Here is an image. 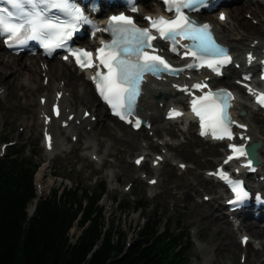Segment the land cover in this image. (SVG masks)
<instances>
[{
	"label": "rangeland",
	"instance_id": "1",
	"mask_svg": "<svg viewBox=\"0 0 264 264\" xmlns=\"http://www.w3.org/2000/svg\"><path fill=\"white\" fill-rule=\"evenodd\" d=\"M248 1L257 5L259 0ZM243 2V0H233L222 7L229 8ZM258 5L262 6V4ZM219 10L210 14L215 17ZM243 19L253 26L260 25L258 18H252L249 12H244ZM262 19L264 20V14L261 16ZM225 27L233 34L238 33L236 36L240 37L241 30L237 28L232 19H227ZM249 40L245 39L242 42L246 45ZM256 40L258 39H253L254 42ZM237 45L244 46L241 42ZM0 53L5 57L10 54L1 47ZM26 57L23 56V58ZM238 63L240 64V61ZM230 67L232 68L234 65L231 64ZM9 71V69L6 70V79L14 82L15 86H19L21 77L10 78L12 72ZM235 78L239 79L238 75L230 79L223 77L216 80L227 86L229 81L235 85ZM1 89L2 85L0 84V156L11 148L21 147L24 155L32 158V162L37 165L33 175L36 191L37 170L47 159L49 149L48 146L44 147L43 131L39 125L42 118L37 116L35 93H31V89L26 87L25 91L19 87L13 89L12 86L10 88L6 86L3 92ZM74 92L75 98L82 102L79 87L74 88ZM236 98L251 105V98L245 94L243 88L240 91L236 88ZM151 99L162 102L165 100L159 91L151 95ZM96 104V102L86 103L83 101L77 106L79 115H83L81 111L84 108L91 114H95L94 108L98 107ZM138 109L142 108L139 106ZM241 110L244 109H237V112L239 113ZM94 116L96 124L90 131L87 129L72 134L61 128L62 134L59 137L61 144L55 146L56 149L49 161L48 174L45 176L51 181V184L42 196H46L51 188L61 189L64 185L69 188L76 184H82L89 189H99L98 183L104 181L106 191L100 204L106 226L116 229L113 235L115 242L119 241L121 237H124L127 244L133 242L136 239L139 226L159 218L161 227L168 224L173 232L190 235L188 264H229V261L232 260L235 264H242L243 256L238 247H245V245L239 242L240 233L236 228L237 222L227 216L222 218L223 221L227 220L231 228L234 229L232 236L237 244L235 249L229 245L230 239L222 240L221 248H218L221 236L217 233L214 234L213 227L208 229L202 220L209 204L213 205V217L224 215L223 213L227 210L223 204L224 187L217 180H209L208 183L199 181V184L193 180L194 174L198 173L204 177V175H208L205 173L206 171L213 170L215 164L222 158L223 144L202 140L197 135L194 124H190L185 119L171 124L175 132L173 135L169 133L164 135L163 130L159 136L154 135L147 127L145 129L143 127L141 135L145 137L146 142V149L143 151L147 155L146 165L153 170V167H157L156 172L160 174L158 182L151 185L145 177H139V174H144L145 168L141 164L134 163L133 158L138 155L139 149L136 145L130 144L125 135V124L117 122L108 114L103 120H98L96 114ZM239 118H244L249 124V128L255 130L257 140L264 138L263 110L252 108L250 112L245 111V114ZM165 127V130H169L170 123H167ZM190 127L191 133L188 132ZM92 131L97 134L94 135ZM194 136L202 141L195 142ZM164 138L168 139L173 148L164 146ZM116 141L120 143L118 144ZM3 144L6 145L5 148L2 147ZM262 146L264 151V141ZM159 154H163L165 159L161 164L154 165L151 158L157 157ZM260 159V166L264 168V155L261 154ZM251 177L256 181L257 174L251 175ZM183 191L187 192L185 200L186 194L182 193ZM213 197H215L214 200H212ZM117 201L119 203H116ZM138 201L143 203L145 208L136 209L135 205ZM121 202H127L128 209L126 211L120 209L118 204ZM218 204L222 206L220 210L217 208ZM32 206L33 203L29 204L28 210H31ZM221 225L224 226V224ZM76 232H78V228L73 226L70 233ZM199 245L213 247L214 251L206 256L199 249ZM258 246L260 245L252 241L247 244L248 248L256 249ZM233 255H235V259ZM250 264H253V261H250Z\"/></svg>",
	"mask_w": 264,
	"mask_h": 264
},
{
	"label": "snow or ice",
	"instance_id": "2",
	"mask_svg": "<svg viewBox=\"0 0 264 264\" xmlns=\"http://www.w3.org/2000/svg\"><path fill=\"white\" fill-rule=\"evenodd\" d=\"M6 3L23 12V18L15 22L8 8H0V36H7L5 43L9 47L23 45L28 40L41 41L45 49L62 47L64 42L72 36L77 23H90L83 16L82 11L71 3V0H6ZM163 3L166 10L173 13L172 17L146 16L145 19L149 22V27L146 28L138 27L132 17L123 13L110 17L104 31L110 32L113 38L110 42H101L102 46L96 49L95 58L92 52L85 49H69L70 54L82 69L95 70L92 80L96 84L99 95L110 106L113 113L122 120H127V117L133 114L145 74L158 75L163 72L176 74L183 71V69L173 68L163 56L156 54L157 49L153 41L161 39L170 42L171 51L174 53L178 52V45L184 48L183 55L192 57L194 61L193 64L186 65L188 68L206 66L220 74V68L231 62L227 50L215 42L210 26L197 24L186 15L185 10H197L202 0H163ZM25 6H29V10L24 11ZM53 9L70 17L71 22L59 21L49 16ZM131 10L138 11L134 5ZM221 19H224L223 15ZM181 40L190 43L180 45ZM197 61L198 64L195 63ZM191 88L205 89L207 84L196 83ZM183 91L189 92L190 89L185 86ZM249 91L253 90L249 89ZM230 99L231 93L226 90L217 92L209 90L203 95L193 96L191 110L199 118L202 136L211 134L212 138L217 140L234 139L232 125L235 122L228 114V108L231 107ZM256 100L264 106V93L256 94ZM57 114H59L58 110ZM182 115L183 113L176 109L169 112L170 118ZM128 122L131 123V121ZM140 123L136 120L134 126L139 128ZM239 127L245 126L239 125ZM229 148L232 154L227 157L225 163L248 155L243 145L230 144ZM137 163H140V160H137ZM251 163L252 161L249 160L247 166L250 167ZM211 174L219 176L231 186L235 194V200L231 203L239 204L248 197L249 193L242 183L233 181L223 169ZM152 182L155 183V181Z\"/></svg>",
	"mask_w": 264,
	"mask_h": 264
},
{
	"label": "bare ground",
	"instance_id": "3",
	"mask_svg": "<svg viewBox=\"0 0 264 264\" xmlns=\"http://www.w3.org/2000/svg\"><path fill=\"white\" fill-rule=\"evenodd\" d=\"M243 1V3L237 4L233 7L220 8V11L226 13L225 20H220L218 18V13L215 17H213L212 14H208L203 18L210 19L214 23V30L218 39L224 45L230 48V51L235 57V60L232 64L239 61L244 63L246 61L247 53L255 54L262 52V50L264 49V20H261V16L264 14V1L259 0L257 5L249 2L248 0ZM149 4L150 0H147L146 2L142 1L141 7H144L145 11H154L156 7L152 8L149 6ZM258 4H262V6H259ZM244 12H249L252 18H258V20L260 21V25L253 26L245 19H243ZM135 16L137 20H141V13H137L135 14ZM227 19H232L236 23L237 28L241 30L240 37L236 36L238 33L233 34L232 31L228 30L225 27ZM255 38L258 40L254 42L253 39ZM245 39H250L249 42L246 43V45H244V43L242 42ZM240 42L242 43V45H244L243 47L237 45ZM0 47L6 49L1 42ZM20 55L21 54H9L7 57H5L4 54L0 53V84L2 85L1 92L5 90L6 86H8L9 88L12 86L13 89H17L19 87L23 91H25V87L31 89V93H35V99L37 102V116L42 118V122L39 125L42 130L46 129L48 133H51L52 142L48 147L49 153L47 155V159L38 167L36 174V193L38 196H41L44 194V191L47 189V187L51 184V181L45 178V176L48 174L49 161L54 154L53 151H55L54 149H56L55 146H59L61 144V141L59 139L60 135L62 134L61 128L69 133L77 134L80 131H84L87 129H89L90 131L96 124L95 121L92 120L91 116H89L88 118L83 117V115L80 116L77 106L82 104L83 101L86 103L96 102V106L98 107H95L94 111L96 112L95 114L97 115L98 120L104 119L105 115L107 114V110L95 94L93 83L91 84L90 81L91 76L89 71H86V73L83 71H78L73 67V64L70 60L62 61L61 59H45L41 56H29L23 58V56L21 57ZM7 69L10 70L9 72H12L10 78L16 79L18 77H21L19 78V86H15L14 82H10L6 79ZM247 71L253 75L252 66L247 68ZM91 72L94 73V70L92 69ZM238 73L239 70H237L234 66L227 69L226 75H222L221 77L230 79L234 78ZM196 74L200 78L209 76L214 86L221 85L228 88L232 86L236 87L238 91L241 90L240 86L232 85V82L230 81L227 83V86H225L223 82L217 81L216 77L210 76L207 72L199 71ZM45 78L46 81L44 82ZM184 84H187V78L184 76H181L180 79L170 80L164 78L157 80L150 79L144 83L142 98L138 103V105L142 109H137L136 114L137 117H141L145 120V125L147 126L149 131L153 132L152 134L159 136L161 134V131L163 130L164 135H168L167 133L173 135L175 132L171 127V124L177 123L179 121L181 122V119H186L188 117H179L176 119L166 118V115L169 114L172 105L176 103H182V101L185 99V91L181 90ZM77 87H79V91H81L80 97L82 98V102H79L75 98L76 96L74 95V88ZM158 91L161 92L162 98L165 99L163 102L160 100L153 101L151 99V95ZM58 92H61L60 98L57 97ZM54 102H58L60 106V114L58 115V117H53L51 115V104ZM253 106V103H251L250 105L245 101L235 100L234 109L235 111L237 109H244L246 112H250L252 108L254 109ZM85 111L86 109L84 108L81 111V114H83ZM47 116H50V119L47 123H45L44 120H46ZM111 118L118 122L116 118ZM238 119L239 122L246 123L244 118ZM167 123H170L169 130H165V126ZM189 123L192 124L191 122ZM144 126L139 128L137 131H134L132 130L130 125L126 126L125 124V135L127 136L130 144L136 145L139 149L138 155L135 156L133 160L140 157L143 158L144 163H141V165L145 168V171L144 174H139V177H145L147 179V182H149L151 185H155L158 182L160 174L156 172L157 167H153V170L148 168V166L146 165L147 155L143 153V151L146 149V142L144 139L145 137L141 135V129ZM188 132L191 133V127ZM92 133H94V135L97 134L93 131ZM244 133L245 135L249 136L250 140L257 139L255 130L253 128L248 127V129ZM193 140L195 142H198L202 141L203 139L201 140L198 137L194 136ZM261 141L263 145L264 138ZM116 143L119 144L120 142L116 141ZM262 145L258 150V159L261 158V154L264 155ZM164 146L173 148V145L166 138H164ZM176 149L178 148L176 147ZM155 159H158L159 164H161L165 159V156L163 154H159L158 157L151 158V161ZM259 170L262 172L257 174V176L262 175L263 181L254 182L257 183L259 187L258 190H260L261 194L264 196V168L259 166ZM205 173L208 175H204V177L200 176L198 173L193 175V180L196 181V184H199V181L200 183H203L204 181L208 183L209 180L215 181V175L211 174L215 173L214 168L213 171H206ZM152 181H155V183H153ZM182 193H185V191H183ZM185 194L186 195L184 196V200L187 196V192ZM214 199L215 197L212 198V200ZM220 204L217 205V208L219 210L222 208ZM213 210V205L209 204L202 220H204L208 229H211L213 227L214 234L217 233L221 236L218 248H221L222 240L230 239L229 245L232 248L236 249L237 244L232 236L234 234V229L231 228V225L227 220H222L223 217L227 216L226 213H223L224 215L222 217H213ZM257 212L259 213L258 219L245 217L236 227L240 233L239 242L243 236H246L248 238V242L252 241L253 243L260 245L256 249L248 248L247 242L245 244V247H238L239 252L243 256L242 264H250V261H253V264H264V208L258 207ZM245 215L247 216L248 214ZM220 223L224 224V226H222ZM226 245L228 244L226 243ZM199 249L206 256L214 251L213 247H208L207 245H199ZM233 258L235 259V255H233ZM229 264H235L234 260L229 261Z\"/></svg>",
	"mask_w": 264,
	"mask_h": 264
},
{
	"label": "trees",
	"instance_id": "4",
	"mask_svg": "<svg viewBox=\"0 0 264 264\" xmlns=\"http://www.w3.org/2000/svg\"><path fill=\"white\" fill-rule=\"evenodd\" d=\"M22 153L11 148L0 158V264L189 263L190 235L161 227L159 218L139 226L129 245L124 237L115 242L116 229L106 226L100 205L104 181L99 189L53 187L29 215L37 165ZM126 203L118 204L121 210L128 209ZM144 206L138 201L135 208ZM73 226L78 232L71 234Z\"/></svg>",
	"mask_w": 264,
	"mask_h": 264
},
{
	"label": "water",
	"instance_id": "5",
	"mask_svg": "<svg viewBox=\"0 0 264 264\" xmlns=\"http://www.w3.org/2000/svg\"><path fill=\"white\" fill-rule=\"evenodd\" d=\"M260 146H261V141L258 140L256 142H252L247 148L248 149V155L253 160L254 164H258L259 163L258 155H257V149ZM34 208H35V206H34Z\"/></svg>",
	"mask_w": 264,
	"mask_h": 264
}]
</instances>
